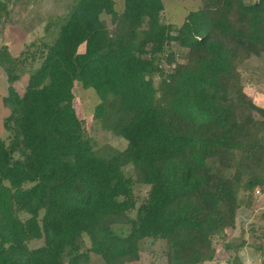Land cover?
<instances>
[{
	"label": "trees",
	"instance_id": "trees-1",
	"mask_svg": "<svg viewBox=\"0 0 264 264\" xmlns=\"http://www.w3.org/2000/svg\"><path fill=\"white\" fill-rule=\"evenodd\" d=\"M124 2L118 11L115 0H73L52 43L20 58L0 47L10 111L9 141L0 135V264H90L91 253L136 262L146 239L166 241L167 264H203L264 191V105L240 70L264 53V0H202L180 24L164 21L165 0ZM7 13L0 0V20ZM79 82L99 96L95 120L127 140L119 155L88 136L74 103ZM134 182L150 187L140 204ZM34 239L44 244L31 248Z\"/></svg>",
	"mask_w": 264,
	"mask_h": 264
},
{
	"label": "rangeland",
	"instance_id": "rangeland-1",
	"mask_svg": "<svg viewBox=\"0 0 264 264\" xmlns=\"http://www.w3.org/2000/svg\"><path fill=\"white\" fill-rule=\"evenodd\" d=\"M7 4L8 13L0 20V47L8 46L14 56L21 57L24 53L32 52L37 46L45 42L52 43L57 36L58 18L66 15L69 5L73 0H3ZM166 9L163 18L166 22L180 24L189 11L202 7V0H165ZM124 0H115L118 11L124 9ZM103 22L112 28L111 16L103 15ZM84 50V47L81 48ZM39 61H28L25 65L26 72L21 79L15 82V87L24 93L29 81L30 69L37 67ZM33 66V67H32ZM243 81L248 95L260 105H264V53L253 55L240 66ZM9 82L7 74L0 66V135L9 141L10 134L4 128V120L10 111L4 104V97L8 94ZM75 107L83 119L88 136L96 141V149L100 152L107 150L119 155L127 147V140L111 129H105L94 118L99 96L93 88H86L80 82L75 86ZM127 176L135 179L134 168L130 165L124 167ZM134 197L138 204L143 202L150 187L134 182ZM263 203H261L262 205ZM262 211V209H261ZM129 228H124L127 233ZM83 251L90 249V240L84 236ZM44 244V240H32L29 245L37 248ZM221 257H224L222 255ZM220 257V258H221ZM226 257V256H225ZM222 259V258H221ZM222 261V260H221ZM90 264H105L102 258L91 253ZM124 264H167V243L165 240L146 239L141 245L140 259L136 262ZM223 264H226L223 263ZM227 264H233L228 261Z\"/></svg>",
	"mask_w": 264,
	"mask_h": 264
},
{
	"label": "crops",
	"instance_id": "crops-1",
	"mask_svg": "<svg viewBox=\"0 0 264 264\" xmlns=\"http://www.w3.org/2000/svg\"><path fill=\"white\" fill-rule=\"evenodd\" d=\"M263 211L256 203L252 206L244 203L238 210L236 226L228 229L219 240L216 258L203 264H227L228 261L233 264H264V254L257 251L254 244V236L259 234L262 235L264 244V219L261 218ZM243 240H246V245L238 247Z\"/></svg>",
	"mask_w": 264,
	"mask_h": 264
},
{
	"label": "built area",
	"instance_id": "built-area-1",
	"mask_svg": "<svg viewBox=\"0 0 264 264\" xmlns=\"http://www.w3.org/2000/svg\"><path fill=\"white\" fill-rule=\"evenodd\" d=\"M256 197V204H258V207L260 209L264 210V191L258 189L256 191ZM261 203L263 204L261 205Z\"/></svg>",
	"mask_w": 264,
	"mask_h": 264
}]
</instances>
